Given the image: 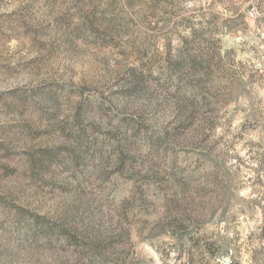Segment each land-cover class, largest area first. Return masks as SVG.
<instances>
[{
	"label": "rangeland",
	"instance_id": "1",
	"mask_svg": "<svg viewBox=\"0 0 264 264\" xmlns=\"http://www.w3.org/2000/svg\"><path fill=\"white\" fill-rule=\"evenodd\" d=\"M0 264H264V0H0Z\"/></svg>",
	"mask_w": 264,
	"mask_h": 264
}]
</instances>
